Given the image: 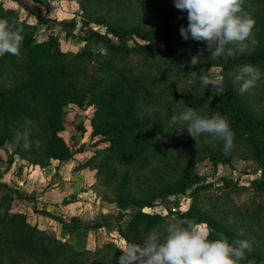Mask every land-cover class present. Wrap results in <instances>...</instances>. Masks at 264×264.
<instances>
[{
    "label": "trees",
    "instance_id": "obj_1",
    "mask_svg": "<svg viewBox=\"0 0 264 264\" xmlns=\"http://www.w3.org/2000/svg\"><path fill=\"white\" fill-rule=\"evenodd\" d=\"M154 1L83 0L92 7L108 8L111 16L124 13L134 3ZM242 9L247 14L262 13L264 0H243ZM178 12L172 23L149 32L148 43L130 46L122 33L112 32L114 40L94 32L86 39L101 44L105 53H96L88 45L73 53L61 49L57 36L38 42L36 25L20 21L14 11L0 6V18L14 21V26L23 30L20 55L0 57V145L13 144L16 154L35 165L41 160L67 161L72 152L60 135L66 107L89 102L96 109L93 135L102 136L109 144L97 157L98 174L108 178L105 184L112 190L111 200L120 208H138L130 213L127 225L119 228L126 245L139 243L150 230L172 218H188L206 225L209 239L249 241L252 250L241 264H264V107L254 103L255 95L264 90V79L243 94L234 82L243 64L255 65L264 73V44L246 48L244 54L221 64L217 76L223 81L224 93L216 96L199 79L201 71L212 76V63L191 64L192 57L184 47L200 46L202 41L181 37L180 28L188 23L187 12ZM261 27L264 29V24L256 29ZM154 40L165 49H158ZM185 105L202 116H226L234 133L233 145L245 149L261 165L263 177L253 187L257 198L254 196L248 205L231 202L230 210L222 213L225 203L218 196L214 205L202 207L199 195L208 186L195 173L193 162L182 161L189 160L188 156L181 158L186 151H176L185 125L169 123ZM26 128L27 149L22 140L16 141L17 133L23 134ZM204 150L218 160L215 152ZM173 152L178 156L172 157ZM219 154L225 164L230 163L232 151L225 154L220 147ZM229 181L225 178L224 184ZM189 190L194 199L186 211L162 215L153 210L157 200ZM13 200L11 194L0 195V264H115L121 248L108 244L89 256V251H78L32 225L26 213L12 212Z\"/></svg>",
    "mask_w": 264,
    "mask_h": 264
},
{
    "label": "rangeland",
    "instance_id": "obj_2",
    "mask_svg": "<svg viewBox=\"0 0 264 264\" xmlns=\"http://www.w3.org/2000/svg\"><path fill=\"white\" fill-rule=\"evenodd\" d=\"M143 3H134L124 13L111 16L108 8L92 7L83 0H0V6L14 11L20 21L37 26L35 37L38 42L57 36L61 49L73 53L85 49L87 45L96 53H105L101 44L90 43L86 39L94 32L109 35L114 40L117 38L112 32L122 33L123 41L130 46L148 43L146 37L150 31L154 33L179 15L174 0ZM248 15L255 24L245 45L252 49L264 44V29H256L264 24V12ZM156 41L155 46L164 50V44ZM184 49L190 57H199V61L205 64L212 63L210 72L213 77L219 74L221 64L229 58L212 59L203 41L200 46L185 45ZM254 99L255 105L264 107V90L259 91ZM95 111L89 102L66 107L60 135L72 152L67 161L41 160L35 165L16 154L13 144L4 142L0 145V195L11 194L14 197L10 210L26 213L32 225L68 242L78 251H89L86 252L89 256L108 244L121 249L125 247L126 242L120 236L119 228L125 227L130 213L138 209H122L113 202L112 190L105 184L108 178L98 174L100 158L97 157L109 144L102 136L93 135ZM181 135L177 139L176 151H186L181 158L188 156L189 160L182 161L193 162L195 173L208 186L199 195L202 207L208 209L214 205L218 196L222 203L228 205H222V213L230 210L231 202L245 206L252 201L255 196L253 187L263 177V170L245 149L233 145L230 163L225 164L219 154L222 140L210 134H201L195 139L187 131ZM206 148L216 153V162L207 156ZM171 154L172 157L178 156L174 152ZM225 178L230 180L229 184H224ZM191 191L175 194L165 201L159 199L153 210L162 215H168L170 211H186L194 199L190 196ZM146 211L151 209L146 208ZM201 226L208 233V227Z\"/></svg>",
    "mask_w": 264,
    "mask_h": 264
},
{
    "label": "clouds",
    "instance_id": "obj_3",
    "mask_svg": "<svg viewBox=\"0 0 264 264\" xmlns=\"http://www.w3.org/2000/svg\"><path fill=\"white\" fill-rule=\"evenodd\" d=\"M243 0H174V6L187 12V26H181L183 39L203 41L211 58L235 57L246 51L245 41L252 35L255 21L242 9ZM15 22L0 18V57L5 54L20 55L23 30ZM199 57H193L197 65ZM201 85L216 96L223 95V81L203 71ZM264 79V73L252 64L240 65L234 75L240 94ZM30 123L26 121V124ZM171 125H185L184 130L193 138L210 134L223 141V151L228 154L233 147L234 133L226 116L214 113L199 115L194 107L185 105L171 116ZM27 128L17 133L16 141L29 145ZM241 235L243 233L241 232ZM251 244L245 239H209L204 228L188 218H172L158 229L150 230L139 242H129L116 257L115 264H241L250 252Z\"/></svg>",
    "mask_w": 264,
    "mask_h": 264
},
{
    "label": "crops",
    "instance_id": "obj_4",
    "mask_svg": "<svg viewBox=\"0 0 264 264\" xmlns=\"http://www.w3.org/2000/svg\"><path fill=\"white\" fill-rule=\"evenodd\" d=\"M14 166H15V164H14ZM12 171H13V168L11 169ZM17 177V176H16Z\"/></svg>",
    "mask_w": 264,
    "mask_h": 264
}]
</instances>
